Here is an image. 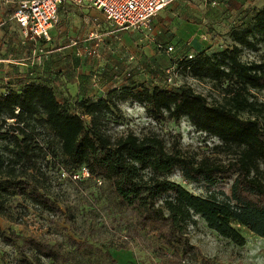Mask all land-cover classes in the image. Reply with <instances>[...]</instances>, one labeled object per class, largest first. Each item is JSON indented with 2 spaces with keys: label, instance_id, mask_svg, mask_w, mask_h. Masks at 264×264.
I'll list each match as a JSON object with an SVG mask.
<instances>
[{
  "label": "trees",
  "instance_id": "trees-1",
  "mask_svg": "<svg viewBox=\"0 0 264 264\" xmlns=\"http://www.w3.org/2000/svg\"><path fill=\"white\" fill-rule=\"evenodd\" d=\"M227 36L229 45L221 51L187 54L165 66L152 60L138 73L145 81L127 77L96 99L66 98L50 81L1 83L0 218L14 221L23 201L52 223H71L30 173L39 160H47L72 180L78 176L74 181L98 184L104 210L124 234L117 251L136 245L149 249L159 264H216L189 242L187 230L196 219L236 247L245 245L241 231L264 239V101L256 96L264 93V60L241 59L244 51L264 47V7L244 10ZM180 73L209 85L220 99L210 104L189 88L165 85ZM125 103L138 105L157 124L186 120L218 141L214 149L224 160L189 159L178 142L155 135L114 137L109 126L118 123ZM175 173L204 186L205 194L194 195L171 181ZM0 242L11 250L14 264H69L76 255L117 264L109 250L85 240H71L68 254L14 232L0 230Z\"/></svg>",
  "mask_w": 264,
  "mask_h": 264
},
{
  "label": "crops",
  "instance_id": "crops-1",
  "mask_svg": "<svg viewBox=\"0 0 264 264\" xmlns=\"http://www.w3.org/2000/svg\"><path fill=\"white\" fill-rule=\"evenodd\" d=\"M16 2L0 0V84L50 81L66 98L89 99L125 83L134 71L144 72L152 60L165 66L187 54L223 50V31L228 39L244 10L264 7L263 0H173L148 30L130 32L116 29L90 6L66 2L58 8L50 41L34 44L12 18ZM128 34L145 45L139 69L128 62L136 57L134 36Z\"/></svg>",
  "mask_w": 264,
  "mask_h": 264
},
{
  "label": "rangeland",
  "instance_id": "rangeland-1",
  "mask_svg": "<svg viewBox=\"0 0 264 264\" xmlns=\"http://www.w3.org/2000/svg\"><path fill=\"white\" fill-rule=\"evenodd\" d=\"M128 35L134 36V54L136 56L131 61L128 59V62L139 69L141 61H144L140 52H144L145 45L143 41H139V36ZM221 35V44L229 45V40L225 39V30ZM123 43L126 44V41ZM241 59L245 63L264 60V47L258 53L244 51ZM138 73V71H134L131 78L136 77L139 80L137 82L142 83L141 81L146 80V75L142 77V74ZM165 85L173 88H189L194 93L206 97L210 104H214L220 99L218 93L212 90L209 85L193 81L181 73L176 76L172 75L170 82L168 81ZM256 96L260 101H264V93L256 94ZM109 130L114 137L125 136L131 132L135 136L155 135L168 143L178 142L182 154L189 159L198 161L203 159L224 160V157L218 155L214 149L218 145V141L195 131L186 120L179 123L157 124L150 121L145 111L138 105H131L130 103L121 105L118 123L109 126ZM46 162L47 160H39L35 167L36 170L30 173L50 199L63 212L65 211L67 217L70 218L71 216V223L67 224L63 221L52 223L51 217L46 213L20 201L23 207L16 209L14 221L10 222L0 218V230L14 232L24 238L34 237L49 244L58 245L66 254L73 249L70 244L71 240H85L94 247L109 250L117 264H159L151 251L143 246L131 245L130 251H117L115 249L116 245L125 241L124 234L118 226L111 223L110 216L104 210L99 199L97 183L90 179L74 181L69 174L58 169L53 162L48 164ZM170 180L194 195L203 196L206 192L204 186L186 183L179 173H175ZM195 221V224L188 228L187 236L190 244L198 250L202 258L216 264H264V239L257 238L247 231H241L245 238V245L236 247L209 231L199 219ZM0 258L2 259L0 264H14L11 250L1 242ZM89 260L92 264L105 263L103 258L96 255L91 258L76 255L69 264H81L83 261H86V264Z\"/></svg>",
  "mask_w": 264,
  "mask_h": 264
},
{
  "label": "built area",
  "instance_id": "built-area-1",
  "mask_svg": "<svg viewBox=\"0 0 264 264\" xmlns=\"http://www.w3.org/2000/svg\"><path fill=\"white\" fill-rule=\"evenodd\" d=\"M173 0H17L12 18L19 26L22 37L38 43L49 42L50 31L57 23L58 8L70 2L87 5L99 11L106 21L120 31L148 30L152 19ZM212 5H215L213 3ZM170 52L171 49H168ZM170 82V79L168 80ZM83 177L87 173L83 171ZM78 179V176H73Z\"/></svg>",
  "mask_w": 264,
  "mask_h": 264
}]
</instances>
